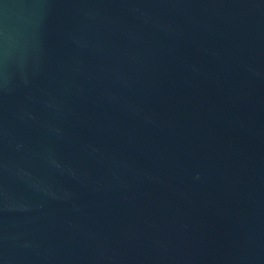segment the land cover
<instances>
[{"label":"water","instance_id":"95a60500","mask_svg":"<svg viewBox=\"0 0 264 264\" xmlns=\"http://www.w3.org/2000/svg\"><path fill=\"white\" fill-rule=\"evenodd\" d=\"M0 264H264V0H0Z\"/></svg>","mask_w":264,"mask_h":264}]
</instances>
